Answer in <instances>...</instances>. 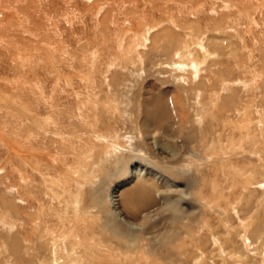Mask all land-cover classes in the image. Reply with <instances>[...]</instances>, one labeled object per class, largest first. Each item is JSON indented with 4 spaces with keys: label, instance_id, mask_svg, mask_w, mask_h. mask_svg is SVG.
<instances>
[{
    "label": "rangeland",
    "instance_id": "rangeland-1",
    "mask_svg": "<svg viewBox=\"0 0 264 264\" xmlns=\"http://www.w3.org/2000/svg\"><path fill=\"white\" fill-rule=\"evenodd\" d=\"M95 1L0 0V264H104L106 261V264H244L245 261V264H264V71L261 69H264V61L259 64L260 69L251 63L248 67L247 64L242 65V58L246 51L247 54L249 51H243L240 42L244 36L247 46L251 49L254 36L257 37L262 31L264 11L260 13L255 10L260 1L101 0L103 3H100L104 7L101 11H98L99 6L95 7ZM111 8L117 14L126 13L120 14L123 16L121 18ZM180 8L185 11L179 12ZM188 10L194 13L196 10L207 11V18L201 14L195 18L192 15L189 17ZM177 12L180 14H177L178 19H184L182 25L169 23L166 19L167 15H175ZM184 12L187 15H184ZM216 13H219L218 17ZM137 15L139 18L143 16L144 21L138 19ZM208 15L217 17V21L211 22L212 18ZM229 15L230 19L235 16H248H245L247 20L243 19V29L238 31L237 36L235 22L222 20L223 16ZM146 18L148 25L154 22L160 25L154 28L152 35L159 34V38L166 34L170 36L168 43L153 45L151 42L153 49L162 47V51L166 52L163 57L165 62H173L174 57L177 59V42L180 45L185 41L190 44L186 45V48L191 52V59H178L180 65H186L185 69L180 68L179 75L183 77V70L190 71L193 66H201L203 71L191 84L195 89L190 85L182 86L167 75L160 74V71L166 74L167 70L151 69L157 59L143 55L144 52L154 51H147L150 43L139 45L138 48L142 50L133 51V61L119 63V60H125L121 52L124 46L126 47L123 37L128 30L132 31L129 26L134 25L137 19L145 22ZM118 19L123 22L117 23ZM245 22L249 24L253 36L249 34V27L245 26ZM200 26V34H192V30L199 29ZM135 28L138 27L134 26ZM120 30L125 34L120 33ZM116 33H119L118 37ZM241 33H244L243 36ZM112 34H115V37ZM201 34H205L203 44L199 42ZM195 35L198 37V43ZM261 46L264 52L263 45ZM207 52L219 55L211 58L212 54L208 55ZM262 52L260 49L254 51L256 57ZM139 54L149 62L145 67L146 72L140 77L133 74V62L138 60L136 56H140ZM114 57L119 59L115 60ZM127 67L129 68L126 69ZM209 67L218 72V75L213 76L214 82L216 79L224 81L219 84L225 85L219 91L220 100L207 98L208 92L199 87L202 79L212 82V73L206 71ZM87 75L97 83L91 93V96L96 98L91 119L82 114V111L89 110V107L81 105L83 101L89 102L86 98L90 96V91L89 88L85 89L84 84V81L91 82L90 79L86 80ZM116 75L127 78L126 82L131 81L132 90L128 91V87L121 90V86H125L123 83L119 86L120 94L111 90L112 96L116 97L115 100L113 97L109 101L108 90L114 85L112 80ZM251 78H255L256 82L249 84ZM162 81H166L167 85ZM160 89L175 91L176 100L183 97L181 99L185 102L187 113L185 115L180 111L181 114L184 113L183 115L191 120L201 121V125L195 123L197 141L196 138L187 139L194 128L191 125L188 128L186 119L183 121V127L178 130L171 128L172 134H165L167 138L161 137L159 132L156 133L163 145L167 146L164 151H158L153 146L151 148L150 142L143 138H129V125H124L120 120L123 115H120V112L123 111L119 102L134 101L141 107L140 104L148 93L159 92ZM212 89L218 91V88ZM212 89L207 88L209 93L213 92ZM195 97H198V103L194 101ZM111 102L115 107L114 114H111L113 109L107 106ZM141 116L142 114L131 116L132 120L137 121H134V125L130 124L134 126L137 135L142 134ZM257 127L259 130L254 140H248L247 137L251 136ZM207 130H210L212 135L208 139L212 143V150L210 144H201V137L207 135ZM106 133L111 135L110 142L118 151L112 157L108 156V160L102 163L101 167H97L96 162L107 159L99 146L104 147L105 144L100 142L90 151L88 142L94 135L102 134L106 137ZM214 133L224 145L220 144V141L214 143L213 138H217L213 136ZM221 136L227 139L221 140ZM233 138H236L238 143L230 146ZM136 144L142 147V151ZM225 145L230 146L226 152ZM220 151L225 154H220ZM205 155L210 158L218 156L223 158V162H216L214 167L215 164L203 160L202 156ZM136 161L167 177L174 186L171 193L174 197L179 194L190 197L186 200L179 197L181 203L177 208L178 212L174 209L163 211L139 234L127 227L120 218L111 215L113 210L109 198L106 203H95L91 197V189L95 193L103 189L108 197L117 182L130 178ZM82 164L89 172L82 170ZM223 167L225 170H221ZM60 183L59 188L57 185ZM79 189L81 194L78 195ZM70 193L74 195L70 197ZM72 197H77L78 202L74 211H71L74 207L64 208L63 211L61 204L68 206ZM192 209L195 212H190ZM123 214L134 222H141L140 218L126 215L125 211ZM170 214L175 216H168ZM186 226L191 228V232H188ZM210 232L212 235L209 237ZM156 234L160 236L156 238L159 240L157 243L153 241ZM74 237L77 239H73ZM66 239L69 242L64 241ZM73 241L77 243L74 244ZM70 242L71 245L68 244ZM57 243L63 248L57 247ZM71 246L79 248L74 249ZM142 254L148 258L145 260ZM72 256L73 259L76 258L75 262H72ZM131 259L134 262L131 263Z\"/></svg>",
    "mask_w": 264,
    "mask_h": 264
},
{
    "label": "bare ground",
    "instance_id": "bare-ground-1",
    "mask_svg": "<svg viewBox=\"0 0 264 264\" xmlns=\"http://www.w3.org/2000/svg\"><path fill=\"white\" fill-rule=\"evenodd\" d=\"M95 1V0H94ZM112 1V0H111ZM129 1V0H128ZM157 1V0H156ZM260 2H258V6L256 7V9L255 10H259V12L261 13V11H264V9H262L263 7H264V0H259ZM100 2H102L101 0H96L95 1V4H96V8H97V6H99V8L100 9H98V11H101V10H103L102 9V7H103V4H101ZM118 2V1H117ZM159 2V1H158ZM220 2V1H219ZM103 3V2H102ZM109 3H112V2H109ZM46 4V3H45ZM88 5H89V3H87ZM121 5H123V4H121ZM132 5V4H131ZM211 5V4H210ZM91 6V5H90ZM126 6V5H125ZM125 6H123V7H125ZM129 6V5H128ZM200 7H201V5H200ZM233 7H235V6H233ZM104 8V7H103ZM136 8V7H135ZM183 8V7H182ZM112 10H114L113 8H111ZM153 9V8H152ZM156 9V8H155ZM179 9V8H178ZM196 9V8H195ZM198 9V8H197ZM203 9V8H202ZM212 9H213V7H212ZM211 9V10H212ZM214 9H216V8H214ZM218 9V8H217ZM112 10H111V13H113L112 12ZM185 11V10H183V9H181L180 8V10H179V12L180 11ZM108 11V10H107ZM137 11V10H136ZM189 11V10H188ZM187 11V12H188ZM219 11V10H218ZM234 11V10H233ZM114 12H116L115 10H114ZM123 12H124V10H123ZM176 12V11H175ZM214 12V11H213ZM100 13V12H99ZM105 13V12H104ZM110 12L108 11V14H109ZM120 13V12H119ZM125 13L126 12H124V13H120V14H124L125 15ZM127 13H129V12H127ZM152 13V12H151ZM206 13H207V11L206 12H204V10L202 11V10H196L195 11V13L194 12H192V11H189V17L192 15L194 18H195V16H198V15H203L204 17H206ZM215 13V12H214ZM222 13V12H221ZM115 14H117V12L115 13ZM120 14H117L118 16H120L121 18L123 17V16H121ZM143 15H144V13H142ZM177 14H178V12L175 14V15H167L166 17V19L169 21V23H178V25H179V23H181L180 25H182V23H183V21H184V19L182 20V19H178V17H177ZM217 14V13H216ZM247 14V13H246ZM180 14H178V16H179ZM184 15H187V13L186 12H184ZM242 15H244L243 13H242ZM116 16V15H115ZM117 16V17H118ZM127 16V15H126ZM126 16H124V17H126ZM129 16H131V15H129ZM138 16V15H137ZM146 16H148V14L146 15ZM154 16V15H153ZM209 16V15H208ZM219 16V13L217 14V17ZM234 16V15H233ZM246 16V15H245ZM243 16L242 18H239V17H234V18H232V19H230V15H229V17L228 16H223V19L222 20H228L229 22H235V24H234V29H236V36L238 35V31L239 32H241V30L243 29V25H244V21H243V19H245V20H247L246 19V17H248V16ZM108 17V16H107ZM110 17V16H109ZM142 17V18H141ZM140 18H139V16H138V19H144L143 18V16H141ZM184 17V16H183ZM210 17V16H209ZM217 17L216 18H214V17H210V18H212L211 19V22H216L217 20ZM232 17V16H231ZM151 18V17H150ZM149 18V19H150ZM185 18V17H184ZM207 18V17H206ZM103 19H105V18H103ZM136 20V21H134L135 23H134V25H132V26H129V27H131V29H132V31L131 30H126L128 33L127 34H125L124 32H121V30H123L121 27V30H120V33H123V34H125V36L123 37V41H124V43L126 44V47L124 46V50L122 49V52H121V55H123V56H125V60H119V63H123L124 61H127L128 63L130 62V61H133L134 59H133V51H138V50H142L141 48H138V46L139 45H141V46H144V45H146V44H148V43H150L149 45H151V46H149L148 45V47H147V51L148 50H150V51H152V50H154V51H152L151 53H143V55L144 56H147L148 58H149V56H150V58L152 59V58H155V59H157V62H154L153 63V65L151 66V69H155V68H157V69H164V70H167V72H166V74H163V72L162 71H160V74H162V75H164V76H168L169 78H171V79H174L173 81L174 82H178V83H181L182 84V86L185 84V85H190L193 89H195V87L194 86H192L191 84L197 79V78H199V76H200V73L203 71V68L200 66V64L199 63H197L196 61H195V63L196 64H198L200 67H198V66H193V70H190V71H185V70H183V72H184V75L185 76H183V77H180V75H179V72L182 70V69H185V67H186V65H180L179 64V61H178V59L179 60H181L182 58H183V60L185 59V58H188V57H190V56H192L191 55V52H188V51H190L189 50V48H186V45H188L187 44V42L185 41V42H183V45H180V43L179 42H177L176 44H177V47H175V49H176V51H175V54H177V59L174 57L172 60H173V62H168V61H166L165 62V60L166 59H163V57H165L166 56V52H163L162 51V47H155L154 49H153V47H152V44L153 45H155V44H163L164 42L165 43H168V42H170V36H167V34H166V36H164V35H162V37H160L159 38V34H157V36H154V35H152L153 34V30H154V28H156V26H158V24L156 23V22H154L152 25H148V23H147V18H146V21L145 22H143V21H140V20ZM186 19V18H185ZM192 19V18H191ZM115 20V19H114ZM119 20V21H118ZM117 21V23H119V24H121V22H123V20H120V19H118ZM219 20V19H218ZM5 21V20H4ZM121 21V22H120ZM152 21V20H151ZM71 22V21H70ZM95 22H96V20H95ZM112 22H114V21H112ZM144 23V24H146V25H143L142 23ZM153 22V21H152ZM247 22V21H246ZM245 22V26H248L249 28V31L251 30L250 29V26H249V24H247ZM100 23V22H99ZM98 23V24H99ZM116 23V22H115ZM127 23V22H126ZM141 23V24H140ZM3 24V23H2ZM8 24V23H7ZM122 24H124V23H122ZM161 24V23H160ZM3 25H5V24H3ZM94 25V24H93ZM262 25V24H261ZM134 26L135 27H138V28H135L134 29ZM160 26V25H159ZM158 26V27H159ZM35 27V26H34ZM124 27V26H123ZM200 28H201V26L199 27V29H196V30H192V34H200ZM109 29V28H108ZM134 29V30H133ZM158 29V28H157ZM165 29V28H164ZM247 29V28H246ZM204 30V29H203ZM32 31V30H31ZM111 31V30H110ZM115 32H118V31H115ZM164 32H167V30H164ZM246 32V31H245ZM37 34V33H36ZM122 34V35H123ZM243 34L244 33H241V35L243 36ZM246 34H247V32H246ZM250 35H252L253 36V32H251L250 31V33H249ZM113 35V34H112ZM115 35V34H114ZM113 35V37H115ZM116 37H118V35H119V33L117 34L116 33ZM234 35V36H235ZM196 37H195V39H196V43H198L197 42V40H198V37H197V35H195ZM188 37H190V36H188ZM204 37H205V34H201V38L199 39V42H200V44H203L204 42ZM222 37V36H221ZM221 37H217V39H223V38H221ZM243 38L244 39H241L240 40V42H242V44H241V46H243L242 47V49H243V51H246V50H248L249 51V53L247 54V51H246V54L244 55V57L242 58L243 60H244V64H242V65H246L247 64V67L249 66V63H251V64H253V66H255L256 65V68H261L260 67V65L259 64H262V62L264 61V56H263V53L264 52H262V46L261 45H263V48H264V23H263V25H262V31H261V33H258L257 34V37H255L254 36V41H253V44H252V48L251 49H249V47L247 46L248 44H247V42H246V38L243 36ZM128 39V41H126ZM189 39V38H188ZM122 40V39H121ZM183 40V39H182ZM115 41H118V40H115ZM151 42H152V44H151ZM121 43V42H120ZM249 43V42H248ZM42 44V43H41ZM181 44H182V42H181ZM190 45V44H189ZM198 45V44H197ZM122 46V45H121ZM121 48V47H120ZM162 48V49H161ZM58 49V48H57ZM102 49V48H101ZM261 50V52H262V54L260 53L259 55V57L257 56L256 57V55H255V53H254V51L255 50ZM119 50V49H118ZM160 50V51H159ZM27 51V50H26ZM61 51V50H60ZM144 51V50H143ZM209 51V50H208ZM93 52V51H92ZM130 52H132L131 54H129ZM155 52V53H154ZM163 52V53H162ZM63 53V52H62ZM195 53V52H194ZM208 53V52H207ZM211 53V52H210ZM208 53V55H211V58H215L216 56L218 57V55H219V53ZM103 54V53H102ZM142 54V53H141ZM171 55H172V53H170ZM140 55V54H139ZM170 55V56H171ZM208 55H206V56H208ZM93 56V55H92ZM91 56V57H92ZM141 56V55H140ZM136 56L137 57V61L136 62H133V64L135 65L134 66V68H135V71H134V73L133 74H135V75H137L138 74V76L140 77L142 74H144L146 71H145V67H146V65L149 63V62H146V60L144 59V57L143 56ZM170 56H169V58H170ZM194 56V55H193ZM104 57V56H103ZM135 57V56H134ZM135 57V58H136ZM179 57V58H178ZM262 57V58H261ZM198 58V57H197ZM92 59H94L93 57H92ZM114 59H115V57H114ZM117 59H119V58H117ZM117 59H115V60H117ZM131 59V60H130ZM190 59H191V57H190ZM193 59H194V57H193ZM175 60V61H174ZM258 60V61H257ZM92 61V60H91ZM155 61V60H154ZM170 61V60H169ZM248 61V62H247ZM250 61V62H249ZM101 62V61H100ZM109 62V61H108ZM181 62V61H180ZM185 62V61H184ZM187 62V61H186ZM15 63V62H14ZM110 63V62H109ZM109 63H107V64H109ZM115 63V62H114ZM117 63H118V61H117ZM132 63V62H131ZM215 64H216V62H214ZM78 64V63H77ZM100 64V63H99ZM116 64V63H115ZM20 65V64H19ZM114 64H112V66H113ZM118 65V64H117ZM120 65V64H119ZM118 65V66H119ZM121 65H123V64H121ZM126 66H128V65H126ZM131 66V65H130ZM182 66V67H181ZM188 66H190V65H188ZM121 67V66H120ZM123 67V66H122ZM125 67V66H124ZM133 67V66H132ZM263 67V66H262ZM129 67H127L126 69H128ZM180 68H181V70H180ZM255 68V69H256ZM262 69V71H264V69L263 68H261ZM150 70V69H149ZM151 71H153V70H151ZM206 71H208L209 72V74H211L212 73V82H211V80H209V79H202V83L200 84V86L199 87H201L200 89H204V91L206 92H208V94H207V98H209V99H212V100H220L221 99V95H220V89L223 87V86H225V85H219L220 84V82H222V83H224V81H223V79L221 80V79H216V81L214 82L213 80H214V78H213V76H216V75H218L217 73V71H216V69L215 68H212V67H209L208 68V70H206ZM256 71V70H255ZM261 71V72H262ZM126 72H128L127 70H126ZM261 72H259V74H261ZM253 73V75H254V72H252ZM264 73V72H263ZM262 73V74H263ZM105 74V73H104ZM121 74H122V72H121ZM130 74V73H129ZM132 74V75H133ZM118 75H120V74H118ZM118 75H116L115 77H114V79L112 80V88L111 89H109L108 90V92H110L109 94H108V97H109V101L114 97V100H115V97L116 96H112V93H111V90H115V93H119V86L120 85H123V83L125 84V86H121L122 87V89L121 90H123V87H125V88H127L128 89V91H130V90H132L131 89V81H129V82H126L127 80H125V79H127V78H124V76H123V78L121 77H119ZM157 75V74H156ZM104 76V75H103ZM84 77V76H83ZM90 76L89 75H87L86 76V80H88V79H90L89 78ZM133 77V76H132ZM137 77V76H136ZM162 77V76H161ZM207 77H209V76H207ZM251 77V76H250ZM210 78V77H209ZM222 78V77H221ZM84 79V80H85ZM134 78H132V80H133ZM171 79H169V80H171ZM82 80H83V78H82ZM91 80V79H90ZM123 80H125L124 82H123ZM135 80H138V79H135ZM172 81V80H171ZM203 81H205L204 83H203ZM253 82H256L255 81V78L253 79V78H251L250 80H249V84L251 83H253ZM109 83V82H108ZM162 83H164L165 85H167V82L166 81H162ZM173 82H170V84H172ZM39 84V83H38ZM84 84H86V86H85V89L86 88H89V90L88 91H90L89 92V95L90 96H88L86 99H88V101L89 102H82L81 103V105H82V107H84V106H88L89 107V110H84V111H82V114L83 115H87V116H89L90 117V119L92 118V116H93V114H94V110H95V101H96V98H95V96H91L92 94L91 93H93V89H95V87H96V85H97V83L95 82V81H93V80H91V82H89V83H86L85 81H84ZM212 84V85H211ZM248 84V85H249ZM100 85V84H99ZM178 86H179V84H177ZM132 87H133V84H132ZM207 88H208V90L209 89H212V88H218V91H216L215 89H212L213 90V92L212 93H209L210 91H208L207 90ZM86 90V91H87ZM149 91V90H148ZM201 91V90H200ZM95 92V91H94ZM121 92V91H120ZM175 91H173V90H169V89H166V90H163V89H160L159 90V92H150V93H148L147 94V96L145 97V98H143V101L141 102V107H139L137 104H136V102H130V101H126L125 102V100H122V102L120 103L119 102V105H120V108L122 109V111L123 112H120V115H121V113L123 114L122 115V118L120 119L121 121H123L124 122V125H129V134H130V136H129V138L130 139H136L137 137H139V139L141 138H143L144 140H147L148 142H150V147L151 146H153L156 150H160V151H164L165 149H167V146L166 145H163V143H162V141L161 140H159V138H158V134H156L157 132H159V134L161 135V137H163V136H165L166 138H167V136L166 135H169V134H172L171 132L173 131L171 128H174V129H179V128H181V127H183V121H185L184 119H186V121H188V128L190 127V125L191 126H193V128H194V130H193V132H190L189 133V135L187 136V139L188 140H193L194 138H196V141H197V134H196V131H195V128H197V127H195V123H199V121H197L196 119H194V120H191V118H186L183 114L185 113V115H186V113H187V111H186V108H185V102L183 101V99H181V98H183V97H181L180 99H178V100H176L175 98H174V93ZM200 93V92H199ZM223 93H225V91H223ZM222 93V94H223ZM120 94V93H119ZM197 95H200V94H197ZM201 95H202V93H201ZM206 95V93L205 94H203V96H205ZM118 96V95H117ZM105 97H106V95H105ZM236 97V96H235ZM107 98V97H106ZM191 98H192V96H191ZM123 99V98H122ZM193 99H194V97H193ZM196 100H198V97H195V102L196 103H198V101H196ZM113 101V100H112ZM121 101V100H120ZM108 102V101H107ZM200 103V102H199ZM246 103V102H245ZM109 105H107V106H110L111 107V109H113V111L111 112V114H114V109H115V107L113 106V103L111 102V103H108ZM79 106V105H78ZM106 106V107H107ZM81 107V106H80ZM182 108V109H181ZM83 109V108H82ZM248 109V108H247ZM118 110V109H117ZM119 111V110H118ZM184 112L183 114H181V112ZM100 112V111H99ZM117 112V111H116ZM249 112V111H248ZM118 113V112H117ZM140 114H142V120H141V122H140V131L142 132V134H140V135H137L136 134V132L134 131V126H130V124H135L134 123V121L137 123V121L136 120H132V117L131 116H137V115H140ZM250 115L252 114V112H250L249 113ZM189 115V114H188ZM253 116V115H252ZM185 117V118H184ZM247 117H249V116H247ZM106 118H108V116L106 117ZM137 118V117H136ZM135 118V119H136ZM251 118V117H250ZM138 119H139V116H138ZM261 119H263V118H261ZM257 121V120H256ZM264 121V120H263ZM56 122V121H55ZM94 122V121H93ZM201 122V121H200ZM93 124H95V123H93ZM200 124V123H199ZM201 125V124H200ZM252 125V124H251ZM257 125V124H256ZM93 127V126H92ZM210 127V126H209ZM94 128V127H93ZM203 128V127H202ZM220 128V127H219ZM56 129V128H55ZM183 129V128H182ZM181 129V130H182ZM204 129V128H203ZM209 129V128H208ZM180 130V131H181ZM192 130V129H191ZM214 130H215V128H214ZM217 130V129H216ZM221 130V129H220ZM259 130V127H257V129L252 133V135L251 136H248L247 137V139L248 140H251L252 139V141L254 140V137H255V135H256V133H257V131ZM201 131V130H200ZM208 132H207V135H203V138L201 137V144H210V147H211V145H212V143H211V141L210 140H208L209 139V136L211 137L212 135H210V130H207ZM218 131V130H217ZM60 132V131H59ZM77 132V131H76ZM203 132V131H202ZM205 132V131H204ZM203 132V133H204ZM215 132V131H214ZM180 133V132H179ZM199 133V132H198ZM223 133H225V132H223ZM139 134V133H138ZM151 134V135H150ZM166 134V135H165ZM201 134V133H200ZM254 134V135H253ZM101 136H98V135H94L92 138H90V141L88 142V146H91L90 147V151L94 148V147H96V146H98V144L100 143V142H104V147H102L101 145H99L100 146V148L102 149V151L105 153V155H104V157H112L113 155H115V154H117L116 153V151H118V149L117 148H113V146H115L114 144H113V146H112V143L110 142V136L109 135H107V133L105 134V135H107L106 137L105 136H103L102 134H100ZM118 136V135H117ZM213 136H216L217 138H213V141H214V143L216 142V141H220V137H218V135H216L215 133L213 134ZM225 136V135H224ZM226 136H228V135H226ZM232 136V135H231ZM39 137V136H38ZM59 137H61V136H59ZM102 137H103V139H102ZM160 137V138H161ZM169 137V136H168ZM171 137V136H170ZM180 137L182 138V134H180ZM35 139H36V137H34ZM110 138V139H109ZM229 138V137H228ZM34 139V140H35ZM91 139H92V142H91ZM216 139H218V140H216ZM227 139V138H226ZM226 139H224L222 136H221V140H226ZM168 140V139H167ZM208 140V143L206 142ZM231 140V139H230ZM141 141V140H140ZM95 142V143H94ZM195 143V142H194ZM213 143V144H214ZM217 143V142H216ZM220 144L222 143L221 141L219 142ZM238 142L236 141V138H233L232 140H231V143H230V146L233 144V145H236ZM223 144V143H222ZM217 145V144H216ZM224 145V144H223ZM87 146V145H86ZM199 146V145H198ZM197 146V147H198ZM230 146H227L226 147V145H225V152H226V149L228 148V147H230ZM136 147L137 148H140V150H141V148L142 147H140V145L139 144H136ZM199 147H201V146H199ZM218 147H221V146H219L218 145ZM99 148V149H100ZM152 148V147H151ZM196 148V147H195ZM202 148H204V147H202ZM214 148H215V145H214ZM222 148V147H221ZM88 149H89V147H88ZM97 149V148H96ZM210 149V148H209ZM223 149V148H222ZM94 150V149H93ZM211 150H212V147H211ZM214 150V149H213ZM216 150V149H215ZM107 151V152H106ZM112 151V152H111ZM142 151V150H141ZM203 151H204V149H203ZM205 151H207V150H205ZM209 151V150H208ZM168 152V151H167ZM225 152H222V151H220L219 153L220 154H225ZM248 152V151H247ZM251 152V151H250ZM86 153H88V152H86ZM99 153V152H98ZM134 153V152H133ZM194 153V152H193ZM170 154V153H169ZM207 155H209V154H207ZM207 155H205V156H202V157H204L203 158V160H205V161H210L211 162V164H215L216 162H218V163H220V162H223V158H221L220 159V157H216V158H210L209 156L207 157ZM87 157H90V156H88V155H86ZM251 156H252V153H251ZM250 156V157H251ZM83 157V156H82ZM195 157H196V155H195ZM212 157V156H211ZM84 159V158H83ZM93 159V158H92ZM104 159V160H103ZM102 160H99L98 162H96L97 163V167H101L102 166V163L104 164L107 160H108V158L105 160V158H103ZM118 159H119V157H118ZM117 160V159H116ZM201 160V159H200ZM84 164V163H83ZM82 164V165H83ZM88 164V163H87ZM221 165V164H220ZM88 166V165H87ZM83 168H82V170H84L85 172H89V171H87V167H85V165H83L82 166ZM109 167V166H108ZM214 167H216V164H215V166ZM81 168V167H80ZM133 169H132V171H131V176H130V178H128L127 180H125L124 182H117L116 184H115V186L113 187V189L111 190V194L107 197V194H106V191H104L103 189H100V191L99 192H93V190L91 189V197H92V200L95 202V203H98V201H99V203L100 202H102L103 201V203H104V201H105V203H106V201H107V198H109L108 199V201L110 202V204H111V206H112V213H111V215H113V216H117L118 218H120V220L122 221V222H125V224L127 225V227H129L133 232H135V233H137V234H139V233H141L144 229H145V227L146 226H148V223L149 222H151L153 219H155L157 216L159 217L160 215L159 214H161V213H163V211H166V210H172L173 211V209L175 210V211H177L178 212V206L180 205V203H181V201H180V198L182 199V200H186L187 199V197H189V196H185V195H183L182 194V196L179 194V196L178 197H174L175 195H172L171 193L173 192V188H174V186H172L171 185V182L169 181V179L167 178V177H165V176H163V175H161L160 173H158V172H156V171H154V170H152V169H150V168H147L144 164H142V163H140V162H138V161H136L135 163H134V166L132 167ZM222 169H224V167L223 168H221V170ZM81 170V169H80ZM88 170H90V168L88 169ZM123 170H125L124 168H123ZM225 170V169H224ZM98 171V170H97ZM126 171V170H125ZM218 172V171H217ZM216 172V173H217ZM94 173V172H93ZM120 173V172H119ZM223 173V172H222ZM80 174V173H79ZM86 174V173H85ZM90 174V173H89ZM201 174H202V172H201ZM203 174H204V172H203ZM80 175H82V174H80ZM89 176V175H88ZM201 177H202V175H200ZM222 176V175H221ZM208 177V176H207ZM253 178V177H252ZM84 179V178H83ZM251 179V178H250ZM87 180V179H86ZM89 180V179H88ZM206 180H207V178H206ZM215 180V179H214ZM48 181V180H47ZM50 181H52V180H50ZM57 181V180H56ZM83 181H85V179L83 180ZM208 181V180H207ZM59 182V181H58ZM92 182V181H91ZM218 182V181H217ZM49 183V182H48ZM225 183V182H224ZM250 183V182H249ZM252 183H253V181H252ZM53 184V183H52ZM56 184V183H55ZM207 184H209V183H207ZM226 184V183H225ZM50 185H51V183H50ZM87 185V184H86ZM252 186H253V184H251ZM250 185V186H251ZM256 185V184H255ZM49 186V185H48ZM52 186V185H51ZM58 187L59 186H61V183H60V185L58 184L57 185ZM63 186H65L64 184H63ZM90 186H92V185H90ZM89 186V187H90ZM52 187H54V186H52ZM85 187V186H84ZM205 187V186H204ZM241 187V186H240ZM57 188V187H56ZM60 188V187H59ZM215 188V187H214ZM217 188V187H216ZM215 188V189H216ZM53 189V188H52ZM75 189H76V186H75ZM65 190H67V187L65 186ZM81 189H79V191L78 190H76V191H78L77 193H78V195L79 194H81V191H80ZM217 190H219V188L217 189ZM216 190V191H217ZM96 191V190H95ZM183 191V190H182ZM220 191V190H219ZM225 191V190H224ZM218 192V191H217ZM243 192V191H242ZM242 192H240V193H242ZM75 194H76V192H74ZM249 193V192H248ZM66 194V193H65ZM65 194H63V195H65ZM178 194V193H177ZM67 195V194H66ZM71 195H72V193H70V197H71ZM74 195V194H73ZM72 195V196H73ZM76 196V195H75ZM78 197V196H77ZM77 197L76 198H74V197H72L71 198V202H69V205L68 206H66L67 204H65L64 205V203L62 202V201H59L60 203L62 202L63 204H61V207L63 206V211H64V208H68V207H76V205H77ZM180 197V198H179ZM59 198V197H58ZM66 198H69V197H66ZM190 198V197H189ZM64 199V198H63ZM70 199V198H69ZM68 199V200H69ZM79 199V198H78ZM81 199V198H80ZM204 199V198H203ZM58 200H60V198L58 199ZM65 201V200H64ZM92 201V202H93ZM252 201V200H251ZM254 201V200H253ZM80 202V201H79ZM187 202H188V200H187ZM203 202V201H202ZM68 203V202H67ZM81 203V202H80ZM246 203V202H245ZM250 203V202H249ZM248 204V203H247ZM251 204V203H250ZM58 205H60L59 203H58ZM105 205V204H104ZM205 205V204H204ZM253 205V204H252ZM75 207L73 208V210H71V211H74V209H75ZM180 207V206H179ZM184 207V206H183ZM205 207V206H204ZM248 207V206H247ZM191 208H193V207H191ZM242 208V207H241ZM190 209V208H189ZM208 209V208H207ZM214 209V208H213ZM209 210V209H208ZM57 211V210H56ZM123 211H125L126 212V215H131L132 217H138V218H140V220H141V222H139V223H137V222H134L132 219H128L124 214H123ZM224 211H225V209H224ZM190 212H195L193 209L190 211ZM215 212V211H214ZM238 212V211H237ZM183 213V212H182ZM219 213V212H218ZM59 214V213H58ZM85 214H87V212L85 213ZM84 214V215H85ZM99 214V213H98ZM169 214V213H168ZM212 214V213H211ZM88 215V214H87ZM110 215V216H111ZM172 214H170V215H168V216H171ZM183 215V214H182ZM219 215V214H218ZM220 215H222V214H220ZM172 216H175V215H172ZM171 216V217H172ZM177 216V215H176ZM185 216H186V214H185ZM184 216V217H185ZM238 216V215H237ZM143 217V218H142ZM183 218V217H182ZM44 219V218H43ZM177 219V218H176ZM175 219V220H176ZM246 219V218H245ZM252 219V218H251ZM132 220V221H131ZM174 220V219H173ZM172 220V221H173ZM221 220V219H220ZM87 221V220H86ZM88 221H90V220H88ZM42 223H43V221H41ZM176 222V221H175ZM178 222V221H177ZM41 223V224H42ZM83 223V222H82ZM254 223V222H253ZM217 224H218V222H217ZM252 224V223H251ZM45 225V224H44ZM175 225H177V224H175ZM248 225V224H247ZM46 226V225H45ZM83 226V225H82ZM187 227V226H186ZM212 227V226H211ZM88 228V227H87ZM144 228V229H143ZM45 229L46 228H44V231H45ZM64 229V228H63ZM90 229H91V227H90ZM181 229V228H180ZM182 229H183V227H182ZM254 229V228H253ZM48 230H49V228H48ZM48 230H46V231H48ZM76 230V229H75ZM78 230V229H77ZM83 230H85V229H83ZM92 230V229H91ZM187 230H188V232H191V228L190 227H187ZM257 230V229H256ZM51 231V230H50ZM80 231V230H79ZM216 231V230H215ZM83 231H81V233H82ZM234 232V231H233ZM217 233V232H216ZM261 233V232H260ZM45 234V233H44ZM49 234H50V232H49ZM64 234V233H63ZM74 234V233H73ZM73 234H71V235H73ZM132 234V233H131ZM66 235V234H65ZM64 235V236H65ZM77 235V234H76ZM82 235V234H81ZM115 235V234H114ZM128 235V234H127ZM136 235V234H135ZM212 234H211V232L208 234V236L210 237ZM261 235V234H260ZM52 236V235H51ZM62 236V237H61ZM61 236H58V237H61V238H63L64 239V237H63V235L61 234ZM68 235H66V237H67ZM80 236V235H79ZM94 236V235H93ZM93 236H91V237H93ZM131 236V235H130ZM151 236V235H150ZM163 236V235H162ZM193 236H196V235H193ZM73 237V236H72ZM78 237V236H77ZM95 237V236H94ZM154 237V239L155 240H153L154 242H158L159 240H156V238H159L160 236H158L157 234H156V236H153ZM200 237V236H199ZM261 237V236H260ZM39 238V237H38ZM80 238V237H79ZM83 238V237H82ZM120 238V237H119ZM133 238V237H132ZM68 239V238H67ZM64 240V241H68V240ZM72 239V238H71ZM73 239H77L76 237H74ZM140 239V238H139ZM198 240H200V239H202V238H197ZM208 239V238H207ZM251 239V238H250ZM79 240V239H78ZM89 240H90V238H89ZM128 240H130V239H128ZM170 240V239H169ZM134 241V240H133ZM138 241V240H137ZM161 241V240H160ZM55 242H57V241H55ZM69 242V241H68ZM73 242H75V241H73ZM79 242H80V240H79ZM87 242V241H86ZM164 242V241H163ZM169 242V241H168ZM251 242V241H250ZM77 242H75L74 244H76ZM83 243H85L84 241H83ZM90 243H92V242H90ZM108 243V242H107ZM106 243V244H107ZM110 243V242H109ZM108 243V244H109ZM58 244V246L57 247H59L60 245H59V243H57ZM69 245H71L72 244V242H70V243H68ZM86 244V243H85ZM88 244V243H87ZM127 244V243H126ZM135 244H137V243H135ZM66 245V244H65ZM82 245V244H81ZM81 245H80V247H81ZM89 245V244H88ZM91 245V244H90ZM92 245H93V243H92ZM111 245V244H110ZM114 245V244H113ZM62 246V245H61ZM77 246V245H76ZM76 246H71V247H73L74 249H76V248H79V247H76ZM106 246V245H105ZM109 246V245H108ZM132 246V245H131ZM131 246H129V247H131ZM71 247H69V248H71ZM76 247V248H75ZM89 247V246H88ZM111 247V246H110ZM118 247H120V244H119V246ZM166 247V246H165ZM168 247V246H167ZM17 248V247H16ZM60 249L61 248H63V247H59ZM58 248V249H59ZM73 248H71V249H73ZM82 248V247H81ZM86 248L87 247H85V250H86ZM98 248H100V247H98ZM147 248V247H146ZM179 248V247H178ZM73 249V251H76V250H74ZM83 249V248H82ZM81 249V250H82ZM110 249V248H109ZM127 249H131V248H126V250ZM134 249V248H133ZM119 250H121L120 248H119ZM179 250H181V249H179ZM60 251V250H59ZM100 251L101 250H99V254H100ZM107 251H109V250H107ZM106 251V252H107ZM114 251V250H113ZM116 251V250H115ZM122 251L124 252V250H123V248H122ZM135 251V250H134ZM151 251V250H150ZM82 252V251H81ZM121 252V251H120ZM133 252V251H132ZM141 252H143V251H141ZM153 252V251H152ZM176 252H180V251H176ZM66 253V252H65ZM67 253H69L68 252V250H67ZM71 253H72V251H71ZM83 253V252H82ZM94 253H96V252H94ZM112 252H109V254H111ZM117 253V252H116ZM77 254H79V251H78V253ZM93 254V253H92ZM97 254V253H96ZM107 255H108V253H106ZM122 254V253H121ZM124 254V253H123ZM133 254V253H132ZM145 254L147 255V253L145 252ZM150 254V253H149ZM160 254V253H159ZM176 254V253H175ZM71 255H73L74 256V254H71ZM70 255V256H71ZM80 255H81V253H80ZM90 255V254H89ZM95 255V254H94ZM143 255V254H142ZM145 255V256H146ZM161 255V254H160ZM167 255V254H166ZM187 255V254H186ZM72 256V259L74 258ZM98 256V255H97ZM122 256V255H121ZM135 256V255H134ZM149 256V255H148ZM69 257V256H68ZM68 257H67V259H68ZM91 257V256H90ZM112 257V256H111ZM111 257H109V258H111ZM143 257H144V255H143ZM167 257V256H166ZM79 258V257H78ZM98 258V257H97ZM108 258V257H107ZM145 258V260L148 258V257H144ZM66 259V260H67ZM76 259V258H75ZM75 259H73L74 261H72V262H75ZM81 259V258H80ZM91 259H93V257L91 258ZM129 259V258H128ZM136 259V258H135ZM149 259H150V257H149ZM110 260V259H109ZM112 260H113V258H112ZM112 260H110V261H112ZM117 260V259H116ZM125 260V259H124ZM140 260V259H139ZM151 260H152V258H151ZM151 260H149V261H151ZM182 260H183V258H182ZM77 261H79V260H77ZM83 261V260H82ZM81 261V262H82ZM105 261V260H104ZM131 261V263H132V259L130 260ZM138 261V260H137ZM137 261H135V262H137ZM141 261V260H140ZM140 261H139V263H140ZM148 261V262H149ZM158 261V260H157ZM103 262V261H102ZM114 262V261H113ZM134 262V261H133ZM183 262V261H182ZM246 263H247V261H245ZM245 262H244V264H245ZM94 263V262H93ZM106 263H107V261H106ZM106 263H104V264H106ZM130 263V262H129ZM153 263H154V261H153ZM241 263H242V261H241ZM66 264V263H65ZM69 264V263H68ZM72 264V263H71ZM81 264V263H80ZM100 264H101V262H100ZM135 264V263H134ZM145 264V263H144ZM180 264V263H179Z\"/></svg>",
    "mask_w": 264,
    "mask_h": 264
}]
</instances>
